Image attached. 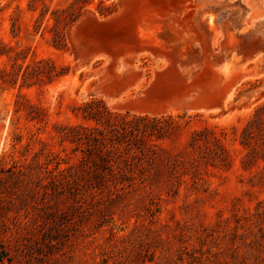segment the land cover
Here are the masks:
<instances>
[{
	"label": "rangeland",
	"instance_id": "1",
	"mask_svg": "<svg viewBox=\"0 0 264 264\" xmlns=\"http://www.w3.org/2000/svg\"><path fill=\"white\" fill-rule=\"evenodd\" d=\"M250 15L243 0H0V264H264V15ZM155 31H171L158 40L189 99L136 96L158 75ZM140 110L178 126L93 140Z\"/></svg>",
	"mask_w": 264,
	"mask_h": 264
},
{
	"label": "crops",
	"instance_id": "2",
	"mask_svg": "<svg viewBox=\"0 0 264 264\" xmlns=\"http://www.w3.org/2000/svg\"><path fill=\"white\" fill-rule=\"evenodd\" d=\"M171 32V31H170ZM170 32L168 31H162V32H151L148 33V38L150 40L158 41V42H150L146 49L149 51H152L156 53L157 57L152 62V60H149V62H152L153 64H156L159 66V71L157 72L158 75L155 76L154 79L151 78V75L145 76V74L140 75V81L138 84L140 85V90H137L136 96L139 99H145L149 101H154L156 103H160L161 105H166L169 102H172L174 100H186L190 97L189 88H187L188 85V73L184 70H179L180 65L179 62L173 61L172 58V52L175 48V46L172 43L163 42L158 40L159 34L169 35ZM160 41V42H159ZM168 61V65H167ZM171 70H177L178 74L183 77L184 82V88L180 87L179 85L175 86L177 89H175L173 86H171L167 81V76L169 75ZM158 76V78H157ZM170 113V111H167ZM138 115H154V116H161L162 113H153L148 111H138L136 112Z\"/></svg>",
	"mask_w": 264,
	"mask_h": 264
},
{
	"label": "trees",
	"instance_id": "3",
	"mask_svg": "<svg viewBox=\"0 0 264 264\" xmlns=\"http://www.w3.org/2000/svg\"><path fill=\"white\" fill-rule=\"evenodd\" d=\"M95 100H92L90 102H86L84 104V111H86L87 107L89 108L86 112V115L93 118L94 120H98V116H97V109H95V107L92 106V103ZM100 101V99L98 100ZM105 111L108 113V116H110V112L105 108ZM163 116H149V115H136L133 116L132 119H128L126 121H123L121 123H119V125H115L114 123V128L115 130L119 129L121 130L118 135H113L109 138L106 137H93V140L95 141H99V144H105L106 140H109V144H111V146L114 145H119L124 143L125 140H123L126 136H128V134H139V135H145V136H151V135H155L157 138L159 137H163L165 134H169L170 132H172V128H176L178 125L175 124L171 127V129H165L163 131H161L160 129L162 127L157 126L156 128H154L155 125H157L158 123H160L161 121H164L166 119L162 118ZM127 118H129L127 116ZM167 119H171V115H168ZM103 123L105 124H109L108 121H104ZM155 124V125H154ZM154 128V129H153ZM245 133V130L244 132ZM244 135V134H243ZM247 135V134H245ZM241 143L243 145H248L249 141L248 139H242ZM102 162H105V166L108 165L106 162V159L101 158ZM108 167V166H107Z\"/></svg>",
	"mask_w": 264,
	"mask_h": 264
},
{
	"label": "bare ground",
	"instance_id": "4",
	"mask_svg": "<svg viewBox=\"0 0 264 264\" xmlns=\"http://www.w3.org/2000/svg\"><path fill=\"white\" fill-rule=\"evenodd\" d=\"M251 9L250 17L257 19L264 15V0H243Z\"/></svg>",
	"mask_w": 264,
	"mask_h": 264
}]
</instances>
